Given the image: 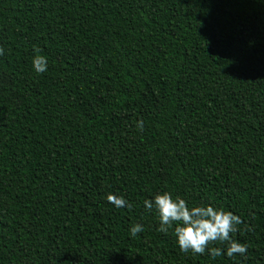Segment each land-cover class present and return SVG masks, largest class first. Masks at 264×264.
I'll list each match as a JSON object with an SVG mask.
<instances>
[{
    "label": "trees",
    "instance_id": "1",
    "mask_svg": "<svg viewBox=\"0 0 264 264\" xmlns=\"http://www.w3.org/2000/svg\"><path fill=\"white\" fill-rule=\"evenodd\" d=\"M0 264H264V0H0Z\"/></svg>",
    "mask_w": 264,
    "mask_h": 264
}]
</instances>
